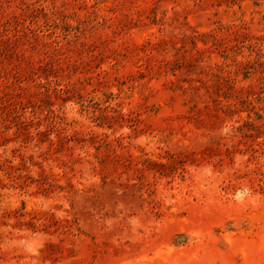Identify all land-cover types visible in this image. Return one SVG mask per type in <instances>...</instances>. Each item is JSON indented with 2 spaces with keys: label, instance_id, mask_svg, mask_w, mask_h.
Instances as JSON below:
<instances>
[{
  "label": "rangeland",
  "instance_id": "1",
  "mask_svg": "<svg viewBox=\"0 0 264 264\" xmlns=\"http://www.w3.org/2000/svg\"><path fill=\"white\" fill-rule=\"evenodd\" d=\"M0 264H264V0H0Z\"/></svg>",
  "mask_w": 264,
  "mask_h": 264
}]
</instances>
